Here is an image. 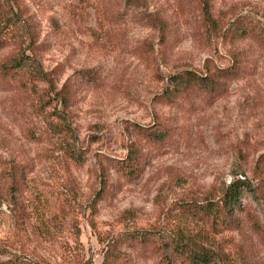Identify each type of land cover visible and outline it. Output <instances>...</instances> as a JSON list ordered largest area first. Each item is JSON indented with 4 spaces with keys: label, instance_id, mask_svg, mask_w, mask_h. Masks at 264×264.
Listing matches in <instances>:
<instances>
[{
    "label": "rangeland",
    "instance_id": "1",
    "mask_svg": "<svg viewBox=\"0 0 264 264\" xmlns=\"http://www.w3.org/2000/svg\"><path fill=\"white\" fill-rule=\"evenodd\" d=\"M8 3L27 35L0 61L36 57L49 81L0 78V264H101L111 239L123 264H183L157 233L220 264H264V42L226 33L247 18L264 27V0ZM232 66L212 93L164 96L172 75ZM234 182L233 228L189 212ZM133 231L155 235L123 241Z\"/></svg>",
    "mask_w": 264,
    "mask_h": 264
},
{
    "label": "trees",
    "instance_id": "2",
    "mask_svg": "<svg viewBox=\"0 0 264 264\" xmlns=\"http://www.w3.org/2000/svg\"><path fill=\"white\" fill-rule=\"evenodd\" d=\"M8 1L0 0V49L6 47L12 41L18 44V47H21L18 40L25 42L23 41L25 40L24 36L27 35V31L19 22L18 17L13 14ZM226 33L231 38L239 40L251 38L259 42H264V27L256 20L250 18L237 20L230 24ZM28 47L30 48L29 44ZM238 69L233 66L224 69L219 68L206 74L197 73L192 70H184L170 77L171 87L165 89L164 96L168 100L173 101L178 98L184 100L190 93L195 91L212 93L218 89L221 79L230 75H237ZM23 75L28 81H49L48 73L41 68L36 57L24 55L23 52H20L15 56L6 57L0 61L1 79L7 80L8 78H16L17 76L20 77ZM59 94L65 107L71 103L70 90L66 83L59 91ZM57 116L62 118L61 114ZM60 127L66 128L68 126L63 123ZM166 135V130L161 129L150 133L148 138L150 141L157 143L162 141ZM129 153L127 162L129 165L130 163L133 165L138 159L137 150L132 147ZM69 155L74 160L78 158L82 160L79 153L75 152L72 148H69ZM121 170L125 171L126 174H132L134 172V169L127 167H121ZM241 184L246 185L245 182ZM238 187L239 185H236L235 182L231 184L221 197L220 203L219 201H207L203 205L191 206L188 210L193 217L199 218L214 231H219L220 228H233L235 226V216L232 205L236 202ZM154 235L155 233L145 231H133L126 235L121 234L123 241L129 239L140 242H146ZM157 237L159 238L157 244L159 246L161 245L162 249H168L172 256L180 258L183 264H220L217 262V255L209 248L197 245L195 242L190 243L180 234L167 236L157 233ZM119 244L120 240L111 239L108 241L101 264H123L125 254L120 251L121 247Z\"/></svg>",
    "mask_w": 264,
    "mask_h": 264
}]
</instances>
